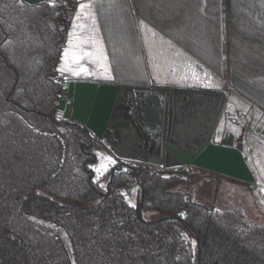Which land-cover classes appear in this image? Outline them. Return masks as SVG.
<instances>
[{"label":"trees","instance_id":"obj_1","mask_svg":"<svg viewBox=\"0 0 264 264\" xmlns=\"http://www.w3.org/2000/svg\"><path fill=\"white\" fill-rule=\"evenodd\" d=\"M78 2L0 0V264H264V223L179 190L186 169L119 163L94 179L90 131L58 110Z\"/></svg>","mask_w":264,"mask_h":264},{"label":"crops","instance_id":"obj_2","mask_svg":"<svg viewBox=\"0 0 264 264\" xmlns=\"http://www.w3.org/2000/svg\"><path fill=\"white\" fill-rule=\"evenodd\" d=\"M69 19L61 84L223 90L229 116L220 114L211 142L241 150L254 177L246 191L264 206L257 185L264 177V0H79ZM236 115L242 127L231 122ZM91 135L106 171L121 163ZM217 176L227 185L246 183Z\"/></svg>","mask_w":264,"mask_h":264},{"label":"water","instance_id":"obj_3","mask_svg":"<svg viewBox=\"0 0 264 264\" xmlns=\"http://www.w3.org/2000/svg\"><path fill=\"white\" fill-rule=\"evenodd\" d=\"M62 86L58 110L63 118L103 142L121 161L115 170L126 162L164 170L194 166L254 182L238 147L211 142L225 102L223 90L76 81Z\"/></svg>","mask_w":264,"mask_h":264},{"label":"rangeland","instance_id":"obj_4","mask_svg":"<svg viewBox=\"0 0 264 264\" xmlns=\"http://www.w3.org/2000/svg\"><path fill=\"white\" fill-rule=\"evenodd\" d=\"M59 72H61L60 68ZM228 114L229 110L223 106L221 115H223L224 118H227V116H229ZM243 121L244 119L241 115L231 117V122L239 127H242ZM92 168L94 178L99 179L106 173L107 167L104 159L100 156H96V160L92 165ZM185 169L190 172V175L188 176V183L178 187L179 190L189 192L194 199H198L204 203L214 204V206L219 209L240 207L243 209L246 218L259 223H264V206L262 204L261 197H259L256 193L252 195L246 191V188L249 187L248 183H243L241 185L237 183L227 185L228 183H222L219 181L217 174L209 171L205 172V170H197L194 166H187ZM106 180L107 176L102 178L101 183L104 184ZM258 183L259 184L257 185L260 186L259 188L264 193V177L261 178ZM125 194L131 205L139 207V191L135 185L132 186L129 191L125 192ZM156 217L157 214L155 213H148L145 215V218L148 221L155 220Z\"/></svg>","mask_w":264,"mask_h":264},{"label":"built area","instance_id":"obj_5","mask_svg":"<svg viewBox=\"0 0 264 264\" xmlns=\"http://www.w3.org/2000/svg\"><path fill=\"white\" fill-rule=\"evenodd\" d=\"M69 17H65L64 19H63V21L66 23V24H68V22H69Z\"/></svg>","mask_w":264,"mask_h":264},{"label":"snow or ice","instance_id":"obj_6","mask_svg":"<svg viewBox=\"0 0 264 264\" xmlns=\"http://www.w3.org/2000/svg\"><path fill=\"white\" fill-rule=\"evenodd\" d=\"M83 7H85L84 5H81V8H83ZM66 55H67V53H66ZM89 55H91V54H89ZM77 59H79V57H77ZM82 71H86V69H81ZM74 74H78V73H74Z\"/></svg>","mask_w":264,"mask_h":264}]
</instances>
